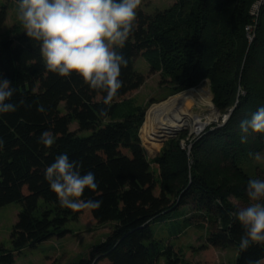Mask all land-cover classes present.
<instances>
[{
    "label": "trees",
    "instance_id": "trees-1",
    "mask_svg": "<svg viewBox=\"0 0 264 264\" xmlns=\"http://www.w3.org/2000/svg\"><path fill=\"white\" fill-rule=\"evenodd\" d=\"M2 1L0 29L12 0ZM147 1L137 9L124 47L117 49L127 65L106 117L101 115L104 92L91 90L75 73L65 78L47 71L39 42L25 31L0 32V80L15 89L11 102H25L15 112L0 114V207L21 206L10 232L11 248L0 242V264H14L22 248L68 234L67 223L80 219L113 226L76 264H160V258L162 264H200L190 262L195 251L205 253L203 264H214L215 250L228 246L237 249L236 264H264V244L240 250L245 228L232 215L238 207L227 199L247 200V177L236 158L264 150V133L250 131L241 143L239 127L264 107V3L249 40L246 27L254 24L250 11L255 0H176L153 13L145 10ZM148 54L158 62L150 71L160 67L162 78L175 81L173 92L207 79L221 117L233 108L225 123L196 140L191 170L177 141L152 161L147 158L136 132L143 114L113 120L118 101L143 86L145 75L135 62ZM40 105L43 112L37 111ZM45 131L55 137L50 148L39 143ZM63 153L82 165L81 175L95 174L98 188L85 189L80 199L102 201L98 209L60 206L45 169ZM181 206L192 210L187 222L199 225L202 220L210 228L206 240L185 254L188 262L174 245L159 249L151 228ZM46 264L57 263L48 257Z\"/></svg>",
    "mask_w": 264,
    "mask_h": 264
},
{
    "label": "clouds",
    "instance_id": "clouds-1",
    "mask_svg": "<svg viewBox=\"0 0 264 264\" xmlns=\"http://www.w3.org/2000/svg\"><path fill=\"white\" fill-rule=\"evenodd\" d=\"M141 3L142 0H19L18 19L27 36L39 42L47 71L65 78L75 73L91 90L106 94V108L101 112L106 117L107 107L123 85L119 79L121 68L127 65L117 49L124 47L133 32ZM14 94L10 81L0 80V114L15 112L25 103L11 102ZM37 111L43 112V106H38ZM239 127L241 143L247 142L250 131L264 133V107L241 121ZM54 142L49 131L39 138L47 148ZM3 145L0 139V148ZM249 155L257 162L264 160L259 152ZM80 167L77 161H70L67 153L60 154L46 167L45 180L61 207L74 211L98 209L102 201L80 199L85 189L98 188L95 174L89 171L81 175ZM247 196L252 203L232 213L245 228L239 243L241 251L254 243L264 244V180L249 179Z\"/></svg>",
    "mask_w": 264,
    "mask_h": 264
},
{
    "label": "rangeland",
    "instance_id": "rangeland-1",
    "mask_svg": "<svg viewBox=\"0 0 264 264\" xmlns=\"http://www.w3.org/2000/svg\"><path fill=\"white\" fill-rule=\"evenodd\" d=\"M175 2L176 0H148V6L145 10L153 13L158 9L164 10L169 8ZM18 3L19 0H12L7 4L5 8V23L0 29L2 34H12L14 30L20 32L25 31L18 19ZM2 4L3 1L0 0V6ZM249 26L246 27V32L250 40L252 34L250 33V37L248 36ZM153 56V54L144 55L135 62V68L145 75V82L137 91L128 95L124 100L118 101V108L113 120H121L128 114H136L137 117L143 114L141 121L136 125V132L145 149L147 158L152 161L166 149L170 141H177L179 147L184 150L189 157V170H191L192 160L190 156L196 140L210 131V129L223 123L219 118L220 114L212 104V95L207 79L201 80L193 87L173 92L172 88L176 85L175 81L170 77L164 76L165 78H162L160 67L154 68L155 71H150L151 67L158 66V62L155 56ZM189 90L193 91L194 103L189 107L188 112L193 115H199L203 119L208 118L212 114H216L217 118L208 122L199 132H194L190 128H182L177 130L178 132H173L165 137H156V139L154 137L156 142L152 143L149 141V143H147V140L142 138L141 129L146 121L149 109L153 105L166 102L169 98H174ZM208 102L211 104L212 108L207 104ZM62 106L61 104V109ZM259 153L264 155V150ZM236 164L239 170L246 175L247 182L249 179L264 180V160L257 162L252 157L243 155L236 158ZM152 169H156L155 166H153ZM227 199L230 204L236 205L238 209L252 203L248 196L245 202L239 201L233 196H228ZM38 204L39 207L43 206L42 199L39 200ZM20 209L21 206L19 203H10L0 207V242L6 248H11L10 232ZM39 209L40 208L37 210ZM191 214L192 210L189 206H181L170 215H165L155 220L151 225L154 239L158 243L159 249L164 248L166 245H174L180 249L182 255L187 259V262L189 258H187L185 254L190 249H196L202 244L210 231L205 221L201 220V224L199 225L187 222L186 218ZM112 226V222L95 224L87 223L82 219L70 221L65 227L70 231L68 234L64 236H54L34 247L22 248L19 253L15 254L14 264H46L48 257L57 264H76L82 257L88 255L93 245L99 243L106 237ZM214 253V264H236V247L228 246L223 249H217ZM204 258H206V255L203 251L201 253L195 251L190 258V262L203 264ZM163 262L164 259L160 258L159 263L162 264Z\"/></svg>",
    "mask_w": 264,
    "mask_h": 264
},
{
    "label": "bare ground",
    "instance_id": "bare-ground-1",
    "mask_svg": "<svg viewBox=\"0 0 264 264\" xmlns=\"http://www.w3.org/2000/svg\"><path fill=\"white\" fill-rule=\"evenodd\" d=\"M192 93L193 91L189 90L174 98H169L166 102L153 105L141 129L142 138L146 139L147 143L149 141L154 143L156 137H165L182 128H190L194 132H199L208 122L216 119V114L203 119L199 115L188 112L189 107L194 103ZM207 104L212 108L209 102Z\"/></svg>",
    "mask_w": 264,
    "mask_h": 264
},
{
    "label": "built area",
    "instance_id": "built-area-1",
    "mask_svg": "<svg viewBox=\"0 0 264 264\" xmlns=\"http://www.w3.org/2000/svg\"><path fill=\"white\" fill-rule=\"evenodd\" d=\"M263 3H264V0H255V2L253 3V5L251 7L250 13L253 16L254 24L252 26L248 27V36L249 37H250V33L253 35L254 25L257 21L258 15H259V9ZM251 29H252V31H251ZM252 35H251L250 39H252Z\"/></svg>",
    "mask_w": 264,
    "mask_h": 264
},
{
    "label": "water",
    "instance_id": "water-1",
    "mask_svg": "<svg viewBox=\"0 0 264 264\" xmlns=\"http://www.w3.org/2000/svg\"><path fill=\"white\" fill-rule=\"evenodd\" d=\"M232 111H233V108H231V109H230L225 115H223L222 117L219 115V118L222 120V123H225V122L228 120V118L230 117ZM176 132H178V131H176ZM175 134H177V133H175Z\"/></svg>",
    "mask_w": 264,
    "mask_h": 264
}]
</instances>
